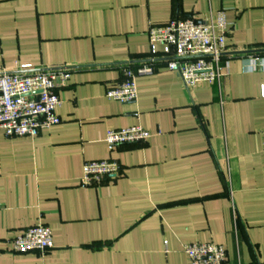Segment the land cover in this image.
Instances as JSON below:
<instances>
[{
    "label": "crops",
    "instance_id": "1",
    "mask_svg": "<svg viewBox=\"0 0 264 264\" xmlns=\"http://www.w3.org/2000/svg\"><path fill=\"white\" fill-rule=\"evenodd\" d=\"M218 10L233 26L219 81L188 89L159 60L136 101L109 99L149 62L151 26ZM24 66L71 78L58 125L0 129V264H192L184 245L204 242L224 264H264V0H0V73ZM137 125L147 141L109 148V130ZM107 159L121 173L82 184ZM38 224L54 247L15 252Z\"/></svg>",
    "mask_w": 264,
    "mask_h": 264
},
{
    "label": "built area",
    "instance_id": "2",
    "mask_svg": "<svg viewBox=\"0 0 264 264\" xmlns=\"http://www.w3.org/2000/svg\"><path fill=\"white\" fill-rule=\"evenodd\" d=\"M232 31L225 10L211 12L204 19L177 18L165 25L151 26L149 62L126 68L125 79L108 89L107 96L123 103L136 101L137 77L154 73L159 60L166 61L168 69L180 75L188 89L219 81L224 75L223 54ZM30 68L24 66L25 71L0 73V129L7 137L34 138L61 122L58 109L62 100L58 91L71 78L70 71H29ZM151 136L150 131L137 125L109 130L106 141L114 150L124 144L147 141ZM120 173L121 167L113 159L91 160L84 164L81 182L94 185ZM52 247L53 232L43 224L25 229L13 240V250L18 253L47 251ZM184 251L192 264H224L228 259L225 247L213 242L187 243Z\"/></svg>",
    "mask_w": 264,
    "mask_h": 264
}]
</instances>
